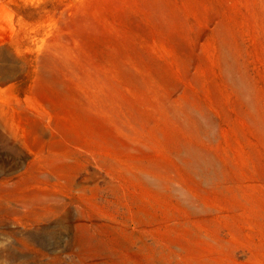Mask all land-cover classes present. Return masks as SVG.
<instances>
[{
  "label": "rangeland",
  "instance_id": "rangeland-1",
  "mask_svg": "<svg viewBox=\"0 0 264 264\" xmlns=\"http://www.w3.org/2000/svg\"><path fill=\"white\" fill-rule=\"evenodd\" d=\"M263 100L264 0H0V264H164L147 248L191 215L172 180L204 182L154 133H184L207 155L205 118L183 126L174 117L204 106L220 159L239 160V147L258 160L241 181L253 188L264 138L247 101L264 114ZM209 198L218 209L193 221L230 216L251 236L245 207L223 206L213 190ZM202 229L234 237L228 224ZM215 248L199 241L188 258L264 264Z\"/></svg>",
  "mask_w": 264,
  "mask_h": 264
},
{
  "label": "bare ground",
  "instance_id": "bare-ground-1",
  "mask_svg": "<svg viewBox=\"0 0 264 264\" xmlns=\"http://www.w3.org/2000/svg\"><path fill=\"white\" fill-rule=\"evenodd\" d=\"M234 81L237 85L238 95L244 98L243 96H245L246 91L244 84L236 77H234ZM247 102L250 105H248L250 109V120L260 133V136L264 138V114L260 111L257 102L256 104L253 102L251 104L250 101ZM186 105L187 106L177 109L174 112L175 120L177 117L179 123L184 126L189 119L193 118L192 114L205 118V131L213 142L212 148H210L207 155L201 154L202 152L195 142L190 139L188 135L179 131L175 130L169 133L168 130L160 129L154 133V136L156 141L165 145L172 154L179 158V162L186 170L191 171L194 175H202L200 170L203 171V175L200 177L202 179L201 181L204 183L198 182L195 186H192L181 174L175 177L173 176L172 190L175 191L182 205H185L186 210L191 215L189 217L180 218L174 225L173 229L177 233L176 236L163 237L165 236L163 235L156 238V246L147 248L148 259L152 263L154 261H160L164 264H218L214 256H208L201 261H197L198 259L194 260L193 258L192 261H190L188 258L191 248L196 246L199 241L208 240L214 243L216 247L215 253H218V255L224 253L228 256V259H231L237 251H241L245 254L247 253L250 259H256L258 261L262 256L264 257V183L261 181L264 180V178L260 176L259 185L253 188L244 187L241 183L242 179L251 171L252 165L255 164L254 161L258 160H251V157L239 147L236 148L239 160H221L220 158L222 157V159H224V157L220 155V143L217 142V134L214 132L213 125L209 121L210 112L207 111L204 106L195 105L193 102ZM220 134L224 140L225 135L222 130L218 133V135ZM109 156V154L102 153L99 155V160H110ZM59 165L69 169L71 172L75 167L66 160H60ZM157 166L163 170V166L160 164H157ZM145 176L160 188H163L167 183L166 179L156 174L154 175L153 171L151 173L145 172ZM235 179L236 182H234ZM70 180H72V178H70ZM212 190L223 206L233 209L245 207L248 210L246 217L243 219L249 224L250 237L245 235L244 227L241 225L242 222H237V220L234 221L230 216L225 217L227 221V223H225L230 226L234 237L233 240L228 242L202 229L205 226L209 228L213 227V231L216 232L226 225H224L223 222H212L209 219L205 221L202 220L201 222L192 220L194 216L200 214L210 215L215 212L219 204L216 206L209 198V193ZM179 216L180 214H178L177 217ZM150 219L156 221L158 217L152 216ZM143 244L148 246L146 241H144ZM230 259L229 261H231Z\"/></svg>",
  "mask_w": 264,
  "mask_h": 264
}]
</instances>
